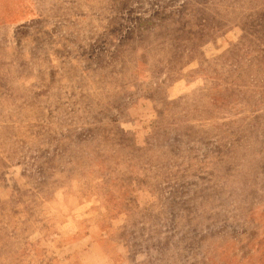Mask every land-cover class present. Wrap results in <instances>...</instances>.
Returning a JSON list of instances; mask_svg holds the SVG:
<instances>
[{
    "label": "rangeland",
    "instance_id": "1",
    "mask_svg": "<svg viewBox=\"0 0 264 264\" xmlns=\"http://www.w3.org/2000/svg\"><path fill=\"white\" fill-rule=\"evenodd\" d=\"M0 264H264V0H0Z\"/></svg>",
    "mask_w": 264,
    "mask_h": 264
}]
</instances>
